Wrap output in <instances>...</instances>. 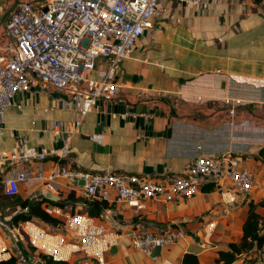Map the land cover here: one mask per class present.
I'll return each instance as SVG.
<instances>
[{
	"label": "crops",
	"instance_id": "0c3cea01",
	"mask_svg": "<svg viewBox=\"0 0 264 264\" xmlns=\"http://www.w3.org/2000/svg\"><path fill=\"white\" fill-rule=\"evenodd\" d=\"M24 1L46 0H0V56L7 42L5 25ZM98 67L103 68V64ZM121 71L119 80L126 84V103L108 104V111L95 105L77 128L74 124L79 116L66 92L35 87L18 94L0 123V154L14 150L22 140L47 150L60 149L69 142L70 159L61 164L70 168L162 180L184 173L201 154L239 157L255 180L251 194H237L234 203L225 204L223 188L216 187L192 199L169 203L150 200L139 215L125 203L113 201L97 218L113 228L116 222L124 228L140 226L160 233L169 229L183 233L172 247L159 252L158 263L123 240L111 249V264H181L186 253L196 254L200 264H215V250L240 241L248 202L264 199V165L256 159L264 148V2L207 0L192 6L166 1L162 16L152 21L151 28L122 63ZM140 91L152 92L153 96L140 100ZM226 99L230 105L225 104ZM230 108L236 111L233 127L228 125ZM120 112L146 114L147 118L142 117V125L137 120L121 124L115 116ZM101 113L105 114L104 120L98 119ZM55 163L54 157L42 165L0 163V236L10 257L19 258L18 264H25L22 259L29 262L33 254L24 249L23 237L14 240L9 233L17 226L14 218L22 209L5 203L8 196L4 181L8 177L27 170L30 180L20 186L17 194L23 199L50 200L73 213L87 211V198L80 193L63 185L58 193L50 192L45 181L33 179L39 166L47 173ZM70 195L74 203L69 201ZM48 205L52 206L44 202L42 207ZM212 222L217 229L208 238L206 227Z\"/></svg>",
	"mask_w": 264,
	"mask_h": 264
},
{
	"label": "built area",
	"instance_id": "2783aa9c",
	"mask_svg": "<svg viewBox=\"0 0 264 264\" xmlns=\"http://www.w3.org/2000/svg\"><path fill=\"white\" fill-rule=\"evenodd\" d=\"M166 1L197 6L207 0H46L24 1L11 13L6 25L7 42L0 56V123L14 98L35 87H47L66 92L70 104L82 119L97 102L123 106L126 99L124 81L118 73L122 63L133 53L138 41L152 21L162 16ZM103 68H99V64ZM152 92L140 91V100L152 97ZM226 105L231 101L226 99ZM230 127L235 126L236 111L228 110ZM121 121L147 118L146 114L120 112ZM71 146L44 149L27 145L26 140L0 154L1 164L42 165L48 158H56L49 172L42 167L35 171L34 180L45 181L48 191L58 193L60 186L80 193L88 200L125 203L139 215L147 209V202L160 199L165 203L192 199L202 193V186L215 184L222 189L225 204L234 203L236 195L248 196L254 186L253 172L239 157L222 154L214 157L198 155L182 175L168 180L140 175H116L113 172L92 173L61 164L70 159ZM27 170L15 172L4 181V193L16 196L20 186L29 179ZM64 182H67L69 185ZM83 182V185L79 183ZM112 195L115 198H112ZM27 210H24L26 212ZM51 214L61 223L51 232L48 226L33 218L9 229L12 239L24 238L27 244L55 263L111 264L108 255L123 240L136 251L158 263L155 253L172 247L183 233L169 229L163 233L134 226L119 227L99 223L86 213H72L59 206ZM215 222L206 227V236L216 232ZM80 255L81 258H77ZM11 258L0 236V261ZM25 263L26 260L22 259Z\"/></svg>",
	"mask_w": 264,
	"mask_h": 264
},
{
	"label": "trees",
	"instance_id": "16d2710c",
	"mask_svg": "<svg viewBox=\"0 0 264 264\" xmlns=\"http://www.w3.org/2000/svg\"><path fill=\"white\" fill-rule=\"evenodd\" d=\"M250 1L254 4H260L264 2V0ZM256 159L264 165V148L260 150L259 154L256 156ZM113 173L116 175H121L115 172ZM215 188V184H207L202 186V191L209 193ZM4 199L5 203H7V206L18 205L22 209V213L14 218L16 225H18L20 222L28 221L33 218L39 220L41 223L49 227L51 226L54 228L58 227V225L61 223L51 214L50 211L54 206L63 207L64 205L43 199L31 201L29 199H23L19 195L5 197ZM68 199L74 203L73 195H70ZM44 202H49L52 206L48 205L43 208L42 204ZM84 203L87 205L86 214L95 218H99L104 209L110 208L108 203L96 199H86L84 200ZM258 209H261L262 212L258 213ZM24 210L27 211L24 212ZM31 252L34 257L45 261L46 264H69L65 262L55 263L51 260V258L40 253H36V251L32 248ZM213 253L216 255L215 264H235L241 259V264H264V199L257 202H248V215L242 227V236L240 241L238 243L229 242L227 243L225 249H218ZM19 262L20 261L18 257L12 256L6 261H0V264H18ZM181 264H200V259L194 253H186L182 258Z\"/></svg>",
	"mask_w": 264,
	"mask_h": 264
},
{
	"label": "water",
	"instance_id": "95a60500",
	"mask_svg": "<svg viewBox=\"0 0 264 264\" xmlns=\"http://www.w3.org/2000/svg\"><path fill=\"white\" fill-rule=\"evenodd\" d=\"M120 74H122V71H121V70H120L119 73H118V77L120 76ZM96 105H98V106H100V107H104V108L106 109V111H108V104H107V103H103V102H100V101H99V102H97ZM104 116H105V114H104V113H101V114L98 115V119H99V120H104V118H105ZM106 116H108V117H107L108 119L111 118V116H110L109 114H107ZM125 121H128V120H125ZM125 121H121L120 123L123 124ZM143 122H144V120H143L142 118L137 120V123H138V124L141 123V125H142ZM107 124H108V123H107ZM79 184L82 185L83 182H80ZM51 200H55V198H51ZM113 250H115V249H113ZM159 252H160L159 249H156V250H155V253H156V254H159ZM28 259H29L30 264H46V262L43 261V260H41V259L34 260V259H33V256H29Z\"/></svg>",
	"mask_w": 264,
	"mask_h": 264
},
{
	"label": "rangeland",
	"instance_id": "374dc122",
	"mask_svg": "<svg viewBox=\"0 0 264 264\" xmlns=\"http://www.w3.org/2000/svg\"><path fill=\"white\" fill-rule=\"evenodd\" d=\"M48 229H49V231H51V232H60V233H63V231L61 230V229H54V228H52V227H48ZM8 243H9V245L10 246H12L11 244H13V242H12V240L11 239H8ZM22 243H23V247H24V249L27 251V252H30L31 254H32V252L30 251V246L26 243V242H23L22 241ZM25 264H29V262L28 261H26L25 262Z\"/></svg>",
	"mask_w": 264,
	"mask_h": 264
}]
</instances>
